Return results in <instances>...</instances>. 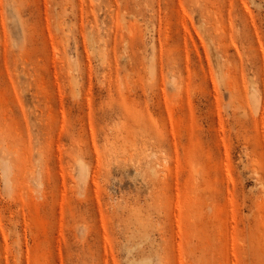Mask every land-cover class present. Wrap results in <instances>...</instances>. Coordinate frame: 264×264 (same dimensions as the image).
Masks as SVG:
<instances>
[{
	"label": "rangeland",
	"instance_id": "374dc122",
	"mask_svg": "<svg viewBox=\"0 0 264 264\" xmlns=\"http://www.w3.org/2000/svg\"><path fill=\"white\" fill-rule=\"evenodd\" d=\"M0 264H264V0H0Z\"/></svg>",
	"mask_w": 264,
	"mask_h": 264
}]
</instances>
